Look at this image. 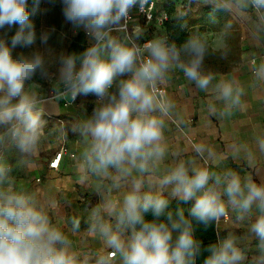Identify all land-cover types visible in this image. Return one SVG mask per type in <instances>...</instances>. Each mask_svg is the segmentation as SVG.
Instances as JSON below:
<instances>
[{"label": "clouds", "instance_id": "1", "mask_svg": "<svg viewBox=\"0 0 264 264\" xmlns=\"http://www.w3.org/2000/svg\"><path fill=\"white\" fill-rule=\"evenodd\" d=\"M59 2L65 21L88 39L82 51L50 44L55 28L37 33L30 16L41 0H32L31 11L28 0H0V30L18 25L10 40L0 37V264H197L204 253L202 264H264V172L257 168L264 121L249 140L233 138L218 150L167 92L182 74L207 97L200 121L208 128L212 118L232 121L245 111L248 90L264 89V58L253 61L247 85L218 77L206 61L228 58L236 22L264 43V0H177L173 18L181 28L193 5H211L214 22L217 13L229 16L219 32L189 30L179 43L166 29L146 40L145 26L133 20V9L149 13L158 0ZM17 48L31 50L14 55ZM44 83L51 89L47 98ZM88 95L96 97L90 113L82 104L75 119L49 127L45 116L53 104L70 107ZM69 134L77 183L99 197L83 209V231L82 215L60 226L53 222L59 201L18 186V174L35 169L53 141L66 147ZM13 150L14 164L7 159ZM172 199L193 202L187 215L183 207L170 208ZM222 221L230 225L224 235ZM197 225L215 226V242L204 245ZM89 240L100 247H88Z\"/></svg>", "mask_w": 264, "mask_h": 264}, {"label": "crops", "instance_id": "2", "mask_svg": "<svg viewBox=\"0 0 264 264\" xmlns=\"http://www.w3.org/2000/svg\"><path fill=\"white\" fill-rule=\"evenodd\" d=\"M173 5L174 11L171 14L174 17L177 0H158L155 10V19L150 23H144L138 16L135 9L132 11L133 20L146 29V40L157 35L162 29L163 24L159 22V18L165 14L164 8L166 5ZM206 6V5H200ZM29 10L33 8L32 0H28ZM30 19L35 25L36 31L39 34L41 30L55 28L50 44L57 47L59 50L63 47L66 51L71 42V39L77 35L79 31L73 30L72 26L65 21L62 13V5L59 0L55 3H50L49 0H41L38 10L30 16ZM240 32V58L236 66L225 72H215L218 77L229 76L235 77L241 84L247 85L252 78L251 65L254 60L264 58V43H257L252 40L248 28L241 22H236ZM132 23H129V30L132 28ZM18 29V25L11 28L5 27L0 30V37L11 39ZM82 31V30H80ZM83 32V31H82ZM201 32H213L203 30ZM85 36V34H84ZM214 48L220 46V42L214 37H210ZM86 46L88 39L85 36ZM35 47V46H34ZM31 49L17 48L14 55L18 52H28ZM169 95L177 100L181 108H187L189 118L192 121L194 131L207 142L218 150H223L225 142L238 138L240 140H249L253 131L254 125L258 121H264V89L255 91L249 89L247 96L244 98L247 104L246 110L237 113L232 121H217L212 118L213 127L208 128L201 125L200 110L204 107L207 97L202 93L195 92L192 87L186 84L182 74L176 73L171 86L167 89ZM51 95L50 85L43 84V96L47 98ZM96 97L93 95L79 96L77 100L70 106H66L63 102L60 105H52L50 116H45L49 120V127L58 121H69L75 119L80 111V105H84L90 113ZM46 109L48 105L46 104ZM69 143L63 148V153L60 157V162L57 170L49 169L48 162L53 154L59 149L53 141L52 146L45 149L37 157V167L28 173L20 172L18 174V186L30 189H40L41 198L48 196L54 197L59 201L60 207L53 216V222L60 226H68L69 218L72 215L80 214L81 231L86 229V214L83 213L85 207L94 206L99 197L91 189L81 186L78 181V175L72 166V160L75 159V145L72 140L74 136L69 134ZM72 139V140H71ZM9 163H15L18 159V153L13 150L7 157ZM232 167H243V162L229 160ZM257 168L264 172V157L258 158ZM257 179H259L257 177ZM231 215V213H230ZM230 227L227 222L221 223L219 226L220 234H226L223 229ZM217 231V229H216ZM238 232L241 230L237 229ZM76 245L79 246L80 236L73 237ZM87 246L92 249H98L100 244L96 240L87 241ZM251 255V254H250Z\"/></svg>", "mask_w": 264, "mask_h": 264}, {"label": "trees", "instance_id": "3", "mask_svg": "<svg viewBox=\"0 0 264 264\" xmlns=\"http://www.w3.org/2000/svg\"><path fill=\"white\" fill-rule=\"evenodd\" d=\"M212 6H199L193 5V10L184 18L187 21V26L181 28L177 20L172 17L174 11L173 5L168 4L165 6L164 11L166 14L165 20H163V27L172 35L177 42H182L188 35L189 30L199 31L209 30L213 32H219L223 24L229 19V16L225 13H217L215 22L213 21L210 13ZM240 32L238 30L237 23L233 29L232 35L230 36L228 43L231 49L227 59H220L219 55H210L206 61V67L213 72H225L231 70L232 67L236 66V63L240 58ZM86 47V41L84 32L79 31L75 37L71 39V42L67 48L68 52L72 51H82ZM193 202L184 204L176 199H172L170 203V208L175 210L178 207H183L185 209V214L187 215L188 209L191 207ZM147 219H151V213L146 214ZM195 235L198 239L203 241L204 245L215 242L216 240V229L215 226H210L205 229L202 225L196 226ZM207 253H204L198 258L197 264H202L203 259Z\"/></svg>", "mask_w": 264, "mask_h": 264}, {"label": "built area", "instance_id": "4", "mask_svg": "<svg viewBox=\"0 0 264 264\" xmlns=\"http://www.w3.org/2000/svg\"><path fill=\"white\" fill-rule=\"evenodd\" d=\"M135 10H136L138 16L140 17V19L144 23H150L152 20L155 19L156 7L153 10H151L149 13H142V12L139 11L138 8H136ZM165 18H166V15H163V17L159 18V22L162 23L163 20H165ZM62 153H63V148H60L58 151H56L53 154V156L51 157V159L48 162V168L49 169L57 170V168L59 166L60 157H61Z\"/></svg>", "mask_w": 264, "mask_h": 264}]
</instances>
